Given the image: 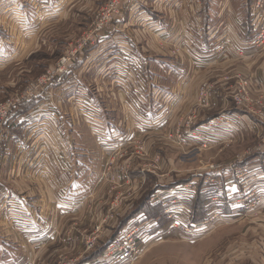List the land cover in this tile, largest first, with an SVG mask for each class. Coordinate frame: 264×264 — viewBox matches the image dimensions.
Returning a JSON list of instances; mask_svg holds the SVG:
<instances>
[{
	"label": "rangeland",
	"instance_id": "374dc122",
	"mask_svg": "<svg viewBox=\"0 0 264 264\" xmlns=\"http://www.w3.org/2000/svg\"><path fill=\"white\" fill-rule=\"evenodd\" d=\"M59 1L52 0L50 3L37 4L38 12L37 7L28 5L26 7V11L29 13L27 15L28 22L26 25H21L24 26L23 32L19 33L21 36L16 40L17 43H28V45L25 50L23 47L19 53L12 50L13 46H8L10 49L6 53L2 52L8 57L1 56L0 58V105L9 99L16 98V96L22 98L21 104L18 106L20 112L17 115H12L16 112L15 109L11 114L13 117L10 115L0 126V156L1 153L6 155L5 152L8 151L14 160L2 171L1 158L4 159V157H0V205H13L14 203L10 202L15 201L16 198H24L23 202L27 205H38L36 210L41 209L40 217L44 213L46 221L50 217V223H54L52 233L55 239L51 241L52 247L46 245L43 250H36L33 242L26 243L27 250L32 249V251L29 256L26 252V257L23 260L21 255L18 256L20 259L17 262L22 263L23 261L25 264H30V262L31 264H83L92 259L89 261L92 264L93 262L96 264H126L117 262L114 256L105 258L109 247L101 256H98L105 242L116 233L118 226L124 222V226L115 240L134 229H139L143 239L140 254L130 260L128 264H194L199 258L198 255L201 257V264H264V211L261 209L264 201L254 205L248 212L233 211V215L226 218L212 211L219 202L209 206L214 203L212 199L216 197L215 194L219 195L220 192L215 191V187H212L210 191L203 179L197 186V192L192 196L187 193L183 199H175L164 194L169 189L173 190L190 184L193 180L192 176L208 172L220 173L228 179H230L231 173L235 172L236 175L237 171L244 168L243 165L248 167L247 172L256 171L258 167L264 172V161L261 166L258 161L259 157L264 159V94L257 92L249 82L250 87L247 88L251 93V102H248L249 111L253 113L255 108L256 115L260 117L250 115V118L243 120L239 130L234 133L232 141L223 142L214 145L211 149L204 150H200V145L197 144L191 147L187 144L185 148L177 146L173 140L168 138L169 134L176 132L177 128L181 127L171 110L177 106V102L163 100V91L176 92L178 73L177 68L171 66L175 65L176 58L179 57L176 51L179 46L175 42L176 29L178 31L179 26L177 27V19L174 22V13L179 11L180 4L177 2L187 0H166L163 7L168 14L165 19L161 20L162 25L159 27L162 29L165 25L167 34L161 38H155L153 58L147 57L149 54L145 50L141 51L144 55L135 52L124 55L130 56L132 61L136 59L140 67L142 63L150 66L145 69V73L143 71L141 74L147 82L148 94L138 88L141 93H144V101L126 99L125 103L112 96L113 88L107 80L104 82L97 79L96 74L100 72L101 67L96 66V58L92 60L89 55L103 41L102 45L105 47L103 53H110L105 58L104 66L107 65V62H120L121 66L122 63H127L126 65L129 66L130 59H125L124 56L119 57V51L110 52L111 49L117 48L114 38L120 39L117 36L118 32L114 30V23L103 33L104 35L91 36L98 13L110 0H63L65 1L64 5L62 4L63 9H58L54 16L44 17V14L53 12L55 3H59ZM223 1L221 7L225 8L226 13L224 12L222 27L221 23L217 25L214 23L215 16L219 14L216 10L220 7V2H217L213 8L209 0H199L197 4L194 0L186 3L192 5L194 2L197 5L196 9L201 8V12L196 14L201 17V21H199V25H196L192 20L194 11L190 6L185 7L187 20H184L183 23L186 29L193 34L191 43L197 41L198 37H200L201 43L205 38V34L202 33L207 30L213 32L215 38L217 36L219 38L228 22H230L228 27L231 28L234 25L236 31V25L242 26L241 24L244 23L247 28L256 23L260 27L252 33L248 43L251 44L249 46L261 47L264 36V4L256 9L260 0ZM262 2L264 3V0ZM181 5L180 12L184 8L182 3ZM141 7L139 9L140 20L133 22L132 25L137 29L141 28V33L145 34L143 30L149 27L144 20L146 12L144 5L141 4ZM214 12L215 14H213ZM29 21H34V23L30 24ZM132 25L123 24L121 29H133ZM216 29H221L220 36L215 34ZM199 30L202 33H199ZM5 39L11 42L8 36H5ZM223 39L226 40L224 37ZM145 40H148L147 35H143L136 43L142 47L144 46L143 42L146 44ZM121 42L127 44L128 40L124 37ZM156 48L161 49L160 54L165 56H159ZM259 49L264 50V46ZM103 55L101 54L100 57ZM88 56L90 57L86 61ZM68 57H71L70 65L66 68L68 70L65 74H61L58 72V69L63 67L61 61ZM90 61H93V64ZM263 61L264 56L256 62V66L263 64ZM87 62L90 64L85 68ZM89 65L92 70L90 73H86L89 70ZM55 71L60 75L41 86V79ZM137 76L140 79L138 73ZM100 78H102L101 75ZM150 78L155 86L153 89L162 91L161 94H159L160 91H157L154 96L156 106L152 99L153 90H150L147 85ZM233 83L229 96L233 106L237 107L236 98L241 96L239 91H243L242 82L240 78L236 77V82ZM128 87H133V91L135 87L137 88L134 84H129ZM117 91H119L118 87H115V92ZM133 96L135 97L134 94ZM134 103L140 106V111L143 107L142 116H131L126 111L125 104L130 106ZM260 103L262 104L261 110ZM162 105L164 108L171 105L168 112L170 117L162 115L160 120L164 122V128L155 132L150 129L151 124L145 123V121L156 120L157 116H154L153 110L160 109ZM242 107L245 110L246 106ZM262 110L263 113L260 114ZM148 112L152 116L147 115ZM202 112L205 111L202 110ZM39 113H41L40 118L37 116ZM96 113L103 115L110 122L120 124L124 130V133L121 130L114 132L113 136L111 135L114 138L113 144L107 145L109 147L105 150L98 148L96 144V140L100 139L98 132L101 134L102 131L95 124L88 123L87 120L91 114L95 116ZM18 115L28 119L25 120L24 126L16 127V124L22 121L21 117V120L17 121ZM218 115H213L210 119L207 117L205 122ZM167 118L168 124H166ZM28 121L30 125L28 124L26 127ZM135 124H142L141 132L140 129L138 131L135 129ZM112 129H115V126ZM45 131L48 133L44 134ZM145 131L148 132L145 133ZM10 135L13 139L12 143L8 144ZM56 136L65 143L66 148L63 151L66 159L60 140ZM105 141L111 142V138L108 137ZM15 142L18 145L25 144V147L19 150L17 145H14ZM99 158L102 160L101 163H99ZM14 162L18 163V167H15ZM217 167L221 169L213 170ZM109 168L113 170H109ZM16 171L19 173L17 174ZM257 175H261V178ZM262 176L263 174H255L249 176L248 179H250V183H253L257 179L264 180ZM253 177L255 178L253 179ZM201 184L205 186L202 188L204 192L201 191V199H204L202 202L206 206L207 217L203 224L196 225L203 228L202 230L197 228L198 236L201 237L193 238L194 243H191L180 238L179 234L183 232L170 230V226L175 220L193 223L194 212L191 205L198 198ZM53 186V190L57 193V195H53L54 199L48 193L49 188ZM8 189L14 193L11 194ZM25 191H27L26 194H24ZM259 193L262 192L259 191ZM208 194L209 199H207ZM239 194L240 189H237L235 195L239 197ZM262 197L264 198V196ZM217 198L223 204L234 203V200L226 197ZM52 204L57 206L58 211H53ZM48 205L51 207L50 209ZM141 205L144 209L142 213L137 214L138 216L135 218L137 223L133 222V219L126 220L130 213ZM176 206H183L185 209H181L176 216L174 211L167 213V208L172 209ZM2 208L4 207L0 206V224H2L0 226V243L3 244L2 236L10 241H15V231L25 230L26 227L17 222L23 221L22 213L4 212ZM59 211L65 212L67 216L62 215ZM41 221L42 219L38 218V221L33 222V225H39ZM10 223H12L13 230L8 233L12 229ZM145 225L151 232L146 238ZM98 227L100 228V238L94 247H90V236ZM26 235L29 239H34L38 234L37 232H27ZM153 235L161 236L151 240L150 236ZM6 247L14 249L16 252H22L21 250L24 249V247L15 249L14 247H19L18 244L6 245ZM66 248H69L70 253L65 250ZM31 254L34 255V258L30 260ZM50 255L52 256L49 258Z\"/></svg>",
	"mask_w": 264,
	"mask_h": 264
},
{
	"label": "crops",
	"instance_id": "0c3cea01",
	"mask_svg": "<svg viewBox=\"0 0 264 264\" xmlns=\"http://www.w3.org/2000/svg\"><path fill=\"white\" fill-rule=\"evenodd\" d=\"M50 1H52V0H0V27H1V32H0V58H1V56H7L8 57V55L5 54L6 51L8 49H10L8 46H13L14 48H12V50L13 51L15 50V51H17V53H19V52H21L23 47H24L23 50H25V47L28 45V43L24 44V43H17L16 42V40L19 38V36H21V35H19V33L21 31L23 32L24 26H21V25H26V23L28 22L27 15L29 13L26 11V7L28 5L29 6L31 5L34 8L37 7V12H38L39 6H37V4H39V3L40 4L41 3H50ZM62 1L63 0H60L59 3H55L56 6H55V8H53V12H51L50 14H44V17L52 16V15L54 16L58 9H63L62 6L64 5L65 1H63V2ZM190 2H192V0L177 2L180 4V6L178 8L179 11L174 13V22H175V19H177V27L179 26V28H178V31L176 29L177 34H176L175 42L178 45L182 46L183 53L179 57L176 58L175 65L171 66L172 68H177L176 71L178 73V76L176 78V80H177L176 92H169L168 90H166V92L163 91V94H164L163 100H166L167 102H173V100H174V102H177V106H175L176 109L175 108L171 109L176 116L177 122L179 121V122L184 123L185 121H187V119L189 117H191V116L195 117V119L191 125V129L193 130V129L198 128L200 125H202L205 122V120H207L208 118L210 119L211 116L218 115L223 111H227L228 113H230L232 115L242 116V112L238 111L233 106V104L230 100V96H229V94L232 92L230 89L234 85L233 82H236V77H237V79L239 78V76L243 77V79H246V78L249 79L251 81V83L254 84L255 90L261 91L264 93V61H263V64L259 65L258 67L256 66V62L259 61V59L261 60L263 58L264 50L261 51L259 48L255 47L253 45L252 46L248 45V40L251 38L252 33L255 32V30H254L253 24L246 28L244 23L241 24L242 26L236 25L235 28L237 29V31L234 29V25L231 28L228 27L230 22H228V25H226V28H224L223 33L220 32L221 29H216L215 34H218L220 36L221 35L220 33H222L221 36L226 38L225 41H224L223 37H221V36H220L221 38L220 37L218 38V36L215 38V36L213 35V32L212 33L208 32L207 29H206L207 31H204L202 33L200 31L201 29L199 28L200 30L198 32L199 33L201 32L203 35L205 34V38L202 39L201 43H200V37L197 38V41L193 42L194 44L191 43L192 42L191 41V35H193V34L190 33V30L186 29V27L183 23L184 20L185 21L187 20L185 7L190 6L191 10L194 11V13H193L194 17H192V20H193V24H196V25H199V21H201V17L196 16V14H199L201 12V10H200L201 8L198 7L199 9H196L197 5L194 4L195 0H194L192 5L186 4V3H190ZM217 2H220V7L217 8V10H216V12L217 13L219 12V14H217V16H215L214 23H215V25H217L218 23H221L220 26L222 27L224 25L222 20L224 19V15L226 13L225 8L221 7V5L224 1L223 0H214V1L209 0V3L211 4L212 8L214 7V5H217ZM148 3H150V6H148ZM165 3H166V0H125L124 1L123 17L120 18L119 20H117L116 22H114V24H113V25H115L114 30H116V32H118L117 36L120 37V39L114 38L115 41L117 42L116 43L117 48L111 49L110 52L111 51H113V52L119 51L120 52L119 57L120 56L123 57L124 55H130L133 52L139 53L140 55H144L143 53H141V51L143 52V50H145V52H148L147 54H149L147 57L153 58V52H155L154 46H153V44L156 41L155 38L156 37L161 38L163 35L167 34L166 30H165V27H166L165 25L163 26L162 29H160V27H159L162 25L161 20L165 19L167 14H168L166 12V9L163 7ZM181 3L183 5L184 4H186V5H184V8H182V11L180 12V9L182 6ZM225 3H228V2L225 1ZM141 4L144 5V9L146 11L144 14V16H145L144 20L146 21V24L149 27L148 29L143 30L145 32V34L141 33L142 32L141 28L137 29L135 26L133 27V25H132L133 22H135V21L138 22L140 20L141 14H140L139 9L142 8ZM152 6H154V7H152ZM211 6H210V8H211ZM45 7H47V6H45ZM147 10H149V12H147ZM213 14H215V12ZM163 21H165V20H163ZM29 23L30 24L34 23V21H29ZM123 24L124 25L130 24V26L132 25L133 29H131V28L130 29L129 28L121 29V26ZM117 25H118V27H117ZM221 27H219V28H221ZM196 33H197V31H196ZM202 34L201 35L198 34V35L203 36ZM143 35L144 36L147 35L148 40H145L146 44L143 42L144 46L139 47L136 42L138 41V39H141L143 37ZM5 36H8V39H11V42H9L7 39H5ZM124 37L128 40L127 44L124 42L123 43L121 42V39ZM149 37H150V40H149ZM239 37L241 39L240 43H239ZM171 39H173V38H171ZM220 39H221V41H220ZM213 41H214V43H213ZM102 43H103V41L100 42V44L96 48H94V50H92L91 53L89 54L91 56L92 60H94L96 58V60H97L95 62L96 66L101 67L100 72H98L96 74L97 79L104 81V82L107 80V82L113 88L112 96L116 97L117 100L124 101V103H125L126 99L127 100L138 99L139 101H144L143 100L144 93L143 92L141 93V91L139 89H141V90L143 89L145 91V93L148 94L147 90H146V83L147 82L145 81V78H143L141 74H143V71L145 73V71H146L145 69L147 67L148 68L150 67L149 64L144 65L142 63L141 67H140L139 63L136 62L137 61L136 59H134V61H132V58L130 59V56H124L125 59H128V60L130 59L129 61H131V62L128 61L129 66L126 65L127 63L126 64L122 63V66H121L120 62H112V63L107 62V65L104 66L105 58L110 53H106V54L103 53V51L105 50V47H103ZM155 50L157 51L159 56H165V55L160 54L161 49L156 48ZM3 51H5V53H2ZM101 54L102 55L104 54V55L102 57H100ZM90 56H88L86 58V61H87V59H89ZM115 57H117V56H115ZM112 60H113V58H112ZM7 61H9V60H7ZM1 62H5V61H1ZM88 64H90V63L87 62L85 65V68H87ZM91 64H93V61L91 62ZM131 64H132V66H131ZM92 66L95 67V65H92ZM90 68L91 67L89 65V67H88L89 70L85 69V70H87L86 73H90V71L92 70V68L91 69ZM111 70H112V72H111ZM127 70H128V72H127ZM137 73H138V75H140L141 80L137 76ZM230 73H231V75H229ZM112 74H114V75H112ZM100 75L102 76V78H100ZM80 83L82 84V80L80 81ZM129 84H134V86H137V88L135 87L134 91H133V87H128ZM143 84H145V85H143ZM147 85L149 86L150 90L151 89L153 90V92L151 91L153 100H154V96L157 94V91H160L159 94H161V92H162L161 90L153 89V88H155V86H153V82H152L151 78H150L149 83ZM204 85L213 86V90L210 92L206 107H201L198 103L199 102V93H200V88ZM115 87L116 88L118 87L119 91L115 92ZM133 94L135 95V97L133 96ZM174 94H175V96H173ZM154 102H155L154 106H156L157 105L156 100H154ZM143 104H144V102H143ZM163 106L164 105H162L160 109L157 108V110H155V109L153 110V112H155L154 116L155 117L157 116V119L155 118L156 120L151 119V121H145V123L151 124L150 129L152 131L157 132V131H161V129L163 130V128H164V126H163L164 122L162 120H160V118L162 115L167 117V115L169 114L168 112H169L171 105H168V107H166V108H164ZM125 107H126V111L131 116L137 117V116L143 115V107H141V111H140V106L138 104L134 103L132 105L130 104V106H127L125 104ZM202 110H204L205 112H202ZM16 113L17 112H15L12 115H16ZM101 114H102V112H101ZM40 115H41V113L37 114V116H39V118L41 117ZM147 115L152 116V114L150 112H148ZM197 116H198V118H197ZM12 117H11V119H12ZM20 117L22 118V121H20L21 120ZM32 117H35V116H32ZM168 117H170V116L168 115ZM16 119H17V121H20L19 123L16 124V127L24 126L25 120H28V119H25L21 115H18ZM87 120H88V123L95 124V126L99 130L102 131L101 134L98 132V134H99L98 137L100 139L96 140V144H97L98 148H102L103 150H105V148L109 147L107 145L113 144L112 140H114V138H112L111 135L113 136V133L116 131L120 132L121 130H123L120 124L108 121L107 119L104 118L103 115L102 116L99 115V113H96L95 116H93L91 114V116H89V118H87ZM34 121H35V118H34ZM166 121H167L166 124H168V118ZM28 124L30 125L29 121H28L26 127H28ZM136 125L137 124H135V129L137 131L140 129V132H141V130H142L141 125L142 124L137 125V126ZM49 126H48V129H49V131H51ZM114 126H115V129H112ZM239 128H240V125L237 126V128H235V130L233 132H228V131L222 130V131H218L215 134H218V137H220L222 140H226L228 138L234 137V133H236V131H238ZM147 132L148 131H145V133H147ZM47 133L48 132H46V131L44 132V134H47ZM54 133H55V131H54ZM123 133H124V130H123ZM10 134L12 135V131L10 132ZM219 134H220V136H219ZM11 135L9 136L8 144L12 143L13 137H11ZM57 136H58V133H57ZM57 136H56V138H59ZM108 137L111 138V142L105 141ZM59 140H60V145H62V151H63V150H65L64 148H66L65 143L61 138H59ZM17 142H15L14 145H17V148L19 150H22L21 148L25 147V144L24 145H18ZM186 142H187V144L190 145V147L196 146V144L197 145L199 144V140L194 138V137L193 138L187 137ZM10 147H11V145H10ZM59 150L61 152V147ZM5 154L6 155L1 153V156H0V157H4V159L1 158L2 171L4 170V168L6 166H8L9 164L11 165L12 162L14 161L13 158L9 155L10 152L6 151ZM64 158H65V152H64ZM258 161H260L261 164L259 166H261L264 159L259 157ZM101 162H102V160L100 159L99 163H101ZM17 164H18L17 162H14V165H16L15 167H18ZM64 164H67V163H64ZM241 164H243V163H241ZM242 167H244L242 169H244L246 171L248 170L247 166H242ZM67 169H68V167H67ZM18 173L19 172H17V174ZM248 174H249L248 176H254L255 174H263L264 175V172H263V170H260V167H258V168H256V171L248 172ZM209 177H212L215 180V182L214 183H206V179ZM257 177L261 178V175H257ZM192 178H193V180H195V183L198 185H199L201 179H203L204 184H206L208 186V189L210 191H211L212 187H215V189H216L215 191L220 192L219 195L215 194L216 197L212 199V200H214V203H211V205H209V206H212V204H216L217 202H219L216 204V208L212 210V211L216 212V214H219V216H221V217L224 216V217L228 218L231 215H233V213H232L233 211H239L234 206V204H228V203L223 204L222 201L220 203L219 198H217V197H224V198L226 197L227 199H232L234 201H237V200L244 197V195L246 193H243L242 188L245 186H243L241 184V182L237 179L235 172L231 173L230 179H228V177H225L224 175H220V173L218 174V173H209V172L206 174H200L199 176H192ZM254 178L255 177H253V179ZM262 178H264V177L262 176ZM24 180H25V178H24ZM263 182H264V180L257 179V180H254L253 183H250L249 185L251 186V189H253L252 187H255L258 191L262 192L261 194L264 196V191H263L264 190L263 189L264 183ZM217 185H219V187H217ZM53 189H54V186L50 187L48 190V193L54 199L53 195H57V193ZM237 189L238 190L240 189L239 197L235 195L237 193ZM8 190L11 194L14 193V191H12L10 189H8ZM22 192H24V191H22ZM228 192H231L232 194L228 195ZM26 193H27V191H25L24 194H26ZM236 198H239V199H236ZM23 201H24V198H20V199L16 198L15 201L10 202V203H14L13 205L12 204L0 205V206L4 207V208H2V211L4 209V212L12 211L15 213H17V212L22 213L21 216L23 218V221H17V222L21 225H24L23 227H26V228H24L25 230L15 231V234H16V236H14L15 241H10L1 235L4 243L3 244L0 243V264H25V262L23 263V261H22V263H18L17 261L20 259V258H18V256L21 255L22 256L21 258L23 260L26 257V252H27V255L29 256L30 251H32V249H30V251L27 250L26 243H32L33 242L36 250L37 249L43 250V248H45L46 245L49 247H52L51 241H53L55 239V237L52 233V228H54V223H50L51 222L50 217H48V219L46 221V219H45L46 216L44 213H42V214L45 217L43 215H42L43 218L39 216V213H40L39 211H41V209L39 208L38 211L36 210V209H38V205H35V206L27 205ZM52 205H53V207H52L53 211H58L57 206L55 204H52ZM8 207H9V210H7ZM43 207L45 208V205H43ZM48 208L50 209L51 207H49V205H48ZM261 209H262V211H264V205L261 206ZM226 210H229V211L227 212ZM59 213L67 216L65 212L63 213L62 211H59ZM38 218L42 219V221L40 222L39 225L34 226L33 222H37ZM133 220H135V219H133ZM12 223H10L12 229H10L8 231V233H10L13 230ZM192 224L194 226H196L194 223H192ZM0 226H2V224H0ZM33 227H36V228L34 229ZM197 227L200 230L203 229L201 226H197ZM173 230H176V229H173ZM27 232H37L38 235L34 239H29L26 235ZM167 232H169V231L167 230ZM179 235H180V238H182L183 240H187L191 243H194L192 241L193 237L189 236L190 234L181 233ZM200 237L201 236H199V238ZM12 243L19 245V247H14L15 249L24 247V249L21 250L24 253L16 252L14 249H9L8 247H6V245H13ZM192 246H194V245H192ZM143 247H146V246H143ZM65 250L70 253L69 248H66ZM39 254H41V253L39 252ZM52 255H50L49 258ZM30 256H31L30 260L32 258H34L33 254H31ZM198 257L199 258L196 259V262L194 264H199V263L201 264V257L199 255H198ZM28 260H29V258H28ZM91 260L89 259V261H91ZM89 261L88 260L85 261L84 264H92V262H89ZM97 261L99 262V259H97ZM26 262H27V258H26ZM30 264H31V262H30ZM93 264H96V263L93 262ZM126 264H128V263L126 262Z\"/></svg>",
	"mask_w": 264,
	"mask_h": 264
},
{
	"label": "built area",
	"instance_id": "2783aa9c",
	"mask_svg": "<svg viewBox=\"0 0 264 264\" xmlns=\"http://www.w3.org/2000/svg\"><path fill=\"white\" fill-rule=\"evenodd\" d=\"M125 0H110L105 7L101 9V12L98 13V16L95 20V23L93 24V30L91 36H101L105 31L112 25L114 22L119 20L120 18L123 17V4ZM199 3V0H195V3ZM264 3L262 0H260L257 5L256 9L261 7ZM255 31L260 27L259 24L253 23ZM261 40V38H259ZM86 41V40H85ZM248 45H251L248 43ZM179 47L176 49L178 56H180L183 53L182 46L178 45ZM264 46V36L262 38V45L261 47ZM259 47V48H261ZM75 54V53H74ZM73 54V56H74ZM71 57H68V59L64 58L61 61V65L63 66L62 68L58 69V72L61 74H65L67 72L68 66L70 65ZM57 75H60L55 71L54 73H49L48 75L44 76L41 81L40 85L46 84L48 81L53 80ZM241 79V87L243 91H239L241 93V96H238L236 98V103L237 107L236 109L242 112V116L238 115H232L228 113L227 111L221 112L217 117L209 120L208 122H205L204 124L200 125L196 129H191V125L195 119V117L191 116L187 119V121L180 122L181 127L177 128V131L174 133H171L168 135V138L173 140L177 146H180L182 148H185L187 146L186 138L191 137V138H196L199 140L200 145V150L204 149H211L214 147V145H218L220 143H227L228 141H232L233 137L228 138L226 140H222L220 137H218L217 133L218 131H228V132H233L237 126H239L243 120H246L247 118H250V115L260 117L259 115H256L257 110L254 108L251 113L249 111V106L248 102L250 101V91L247 90L248 87H250L251 81L249 79H243V77L239 76ZM250 82V83H249ZM252 84V83H251ZM254 86V84H252ZM255 88V87H254ZM213 90V86L210 85H204L200 88V93H199V105L201 107H206L207 105V100L210 95V92ZM257 91V90H256ZM259 93L264 94L261 91H257ZM34 98V97H33ZM22 98L19 96H16V98L9 99L6 103L3 105H0V126L8 119V117L13 113L15 109L18 108V106L21 104ZM261 106L260 110L262 108V104L260 103ZM242 106H246L245 110ZM248 106V107H247ZM248 109V110H247ZM264 110V108H263ZM263 110L260 112V114L263 113ZM237 114V113H236ZM254 116V117H255ZM252 118V117H251ZM220 136V134H219ZM213 169L215 171H219L220 169ZM109 170H113L110 169ZM115 170V169H114ZM219 174V173H218ZM248 172L244 169H240L236 173L237 179L241 182V184L245 187H243V193H246L243 198L234 201V206L239 210V211H246L248 212L251 210L254 205L261 204L264 201V198L262 197L263 195L259 193L258 190L256 189H251L250 184V179H248ZM264 177V175H263ZM215 180L212 177H209L206 179V183H214ZM198 184L195 183V180H192L190 184H186L183 187L175 188L173 190H168L167 192H164V194H167L169 198H182L187 195V193L191 194L190 196L194 195L198 188ZM161 193V192H159ZM176 193V195H175ZM162 194V193H161ZM231 192H228V195H231ZM181 209H185L183 206H176L172 209L167 208V213H170L172 211L175 212V216L181 211ZM190 211L189 209H187ZM218 216V215H217ZM213 218V217H212ZM211 218V221H212ZM133 222L136 223V220ZM197 226H194L192 223H185L184 221L181 220H175L171 226L170 229H176L180 230L183 233L186 234H191V236L194 239L199 238L198 236V231H197ZM145 231V238L148 237V235L151 233L149 230V227L144 228ZM100 228L98 227L95 232L90 236L91 240L89 243H91L90 247H94L98 239L100 238L99 236ZM141 234L139 229H134L131 232H128L121 236L119 239L114 241L113 244L109 246L107 249V252L105 253V258L114 256L117 260V262L121 263H128L130 260L135 259L141 252L143 239L141 238ZM161 235H153L150 236L151 240H155L159 238ZM198 236V237H196ZM156 237V238H155ZM89 247V249H91ZM73 264V263H70ZM84 264V263H83Z\"/></svg>",
	"mask_w": 264,
	"mask_h": 264
},
{
	"label": "trees",
	"instance_id": "16d2710c",
	"mask_svg": "<svg viewBox=\"0 0 264 264\" xmlns=\"http://www.w3.org/2000/svg\"><path fill=\"white\" fill-rule=\"evenodd\" d=\"M25 111V110H24ZM24 111H21V112H24ZM16 115L20 112V107L18 109H16ZM245 166V165H243ZM205 187L203 184H201L200 186V189H199V193H198V198L196 199V201L191 205L193 207V212H194V216H193V223L195 225H201L203 224L205 221H206V206H204L203 204V200L204 199H201V191L202 188ZM204 192V191H203ZM211 196V195H210ZM207 199H209V194H208V197ZM144 209V207H142V205L140 207H137L134 211H132L130 213V215L127 217L126 220H132V219H135L139 214V212L142 213V210ZM227 212L229 210H226ZM211 215V214H210ZM151 219V218H150ZM125 220V221H126ZM124 226V222L121 223V226L119 225L116 233L111 237L109 238L106 242H105V245L104 247L101 249V253L98 255V256H101L103 254V252L106 250L107 247H109L111 244H113V242L115 241V239L117 238V236L120 234V231H121V228ZM162 226V225H161ZM160 226V227H161ZM156 231H158V229L156 228Z\"/></svg>",
	"mask_w": 264,
	"mask_h": 264
}]
</instances>
